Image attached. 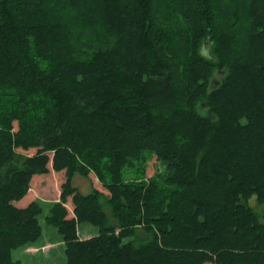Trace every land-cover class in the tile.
Returning a JSON list of instances; mask_svg holds the SVG:
<instances>
[{
    "label": "trees",
    "instance_id": "16d2710c",
    "mask_svg": "<svg viewBox=\"0 0 264 264\" xmlns=\"http://www.w3.org/2000/svg\"><path fill=\"white\" fill-rule=\"evenodd\" d=\"M237 1L0 0V264L49 177L64 264H264V0Z\"/></svg>",
    "mask_w": 264,
    "mask_h": 264
},
{
    "label": "rangeland",
    "instance_id": "374dc122",
    "mask_svg": "<svg viewBox=\"0 0 264 264\" xmlns=\"http://www.w3.org/2000/svg\"><path fill=\"white\" fill-rule=\"evenodd\" d=\"M28 154H35V150H30ZM158 171L162 172L163 166L155 158H153L149 162L147 174L151 177L155 174V172ZM61 177L62 176L59 174L58 178ZM49 178L52 184H50L49 188L46 187V189H43V187H35L36 190L38 189L39 191L38 193L40 197H38L37 199L43 209V212L39 216L40 224L43 228L42 236L34 244L27 247L17 248L12 253L13 259L16 261H21L23 264H64L67 260L65 253L66 247L61 234L53 225L49 224L46 221V217L50 214V210L54 202L59 198L60 195L58 191L60 187V182H56L55 186L54 181L56 178ZM45 181L46 179H42L41 183L44 184ZM74 185L83 194H89L94 189V187L105 191L100 186L98 180L93 176L87 178L81 175H76L74 178ZM45 186H47V184ZM253 206L257 209V211H260V208L257 207V205H255L254 203ZM79 234L83 239L90 238L98 234V227L90 223L83 222L79 225ZM143 237L144 234L140 233V235L137 236L136 240H141V238L144 239ZM32 247H34L35 249H32Z\"/></svg>",
    "mask_w": 264,
    "mask_h": 264
},
{
    "label": "bare ground",
    "instance_id": "6f19581e",
    "mask_svg": "<svg viewBox=\"0 0 264 264\" xmlns=\"http://www.w3.org/2000/svg\"><path fill=\"white\" fill-rule=\"evenodd\" d=\"M226 1H227V0H226ZM238 1H240V0H238ZM238 1H237V2H238ZM245 1H246V0H245ZM245 1H244V2H245ZM247 1H248V0H247ZM229 2H230V1H229ZM232 2H233V1H232ZM232 2H231V3H232ZM235 2H236V0H234V4H235ZM231 3H230V4H231ZM240 4H241V2H240L238 5H240ZM242 4H243V3H242ZM245 4H246V2H245ZM238 5H237V6H238ZM247 5H248V3H247ZM234 6H235V5H234ZM241 6H242V5H241ZM248 6H249V5H248ZM246 7H247V6H245V9L247 10L248 8H246ZM231 8H234V7H231ZM237 8H238V7H237ZM237 8H234L233 10L236 9V11H237V10H238ZM239 8H240V7H239ZM240 10H241V9H240ZM247 11H248V10H247ZM238 13H239V12H238ZM249 15H250V14H249ZM237 16H238V15H237ZM238 17L240 18V16H238ZM242 17H243V16H242ZM244 17H246V16H244ZM248 19H249V18H248ZM248 21H249V20H248ZM241 22H242V20H241ZM239 23H240V22H239ZM245 25H246V24H245ZM248 25H249V22H248ZM242 27H243V25H242ZM239 28H240V25H239ZM249 29H251L250 26H249ZM246 31H247V30H246ZM248 32H249V31H248ZM249 34H250V33H249ZM250 39H251V38H250ZM239 40H240V39H238L237 42H239ZM241 40H242V39H241ZM244 44H245V43H244ZM242 45H243V43H242ZM245 45H246V44H245ZM238 47H239V46H238ZM246 49L248 50V47L245 48V50H246ZM240 50H241V49H240ZM244 56H245V54H244ZM217 76H218V73H217ZM222 80H223V78H222ZM210 115H211V114H209V116H210ZM79 173H80V172H79ZM127 173H128V172H127ZM129 173H130V172H129ZM164 173H165V172H164ZM130 182H131V181H130ZM145 183H146V182H145ZM172 231H174V230H172Z\"/></svg>",
    "mask_w": 264,
    "mask_h": 264
},
{
    "label": "water",
    "instance_id": "95a60500",
    "mask_svg": "<svg viewBox=\"0 0 264 264\" xmlns=\"http://www.w3.org/2000/svg\"><path fill=\"white\" fill-rule=\"evenodd\" d=\"M208 43H209V42H206V43L204 44V45H205V46H204V48H206V46L208 45ZM218 76L220 77V76H221V74H220V73H218ZM217 85H218V83H217Z\"/></svg>",
    "mask_w": 264,
    "mask_h": 264
},
{
    "label": "crops",
    "instance_id": "0c3cea01",
    "mask_svg": "<svg viewBox=\"0 0 264 264\" xmlns=\"http://www.w3.org/2000/svg\"><path fill=\"white\" fill-rule=\"evenodd\" d=\"M80 238H81V235H80ZM83 239V238H82ZM84 239H88V238H84ZM32 249H35L34 247H32ZM36 249H38V248H36ZM28 253H31V252H28Z\"/></svg>",
    "mask_w": 264,
    "mask_h": 264
}]
</instances>
